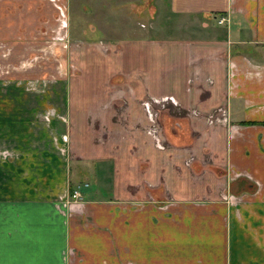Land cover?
<instances>
[{
    "label": "crops",
    "instance_id": "0c3cea01",
    "mask_svg": "<svg viewBox=\"0 0 264 264\" xmlns=\"http://www.w3.org/2000/svg\"><path fill=\"white\" fill-rule=\"evenodd\" d=\"M142 1L148 30L108 45L85 109L61 79L0 80V264H264V0ZM68 4L0 0V41L32 55ZM161 97L179 123L159 149Z\"/></svg>",
    "mask_w": 264,
    "mask_h": 264
},
{
    "label": "rangeland",
    "instance_id": "374dc122",
    "mask_svg": "<svg viewBox=\"0 0 264 264\" xmlns=\"http://www.w3.org/2000/svg\"><path fill=\"white\" fill-rule=\"evenodd\" d=\"M50 1L54 2V0ZM68 2L67 12L63 11L67 20L66 29L64 26V29H61V18L57 10V7L60 8V6L55 5L53 9L56 13V19H54L55 22L46 38L23 41L25 43L23 45H29V53L32 55L29 56L25 54L28 51H23L19 56L14 57L11 54L12 41H0V80L37 79L39 81L44 78L61 79L69 83V87L71 86L72 109L77 106L75 103L79 102V110H83L91 105L90 98L95 94L97 95V92H104L103 94L106 95L108 91L107 88H95L94 90L92 84L98 79L107 80L109 73L102 72L99 76L96 72L93 77L90 72L97 69L96 65L93 64H98V62L108 63V53L110 52L107 48L108 45L110 43H121L122 40H129L133 34H143L148 30L146 20L150 17L147 16L145 3L142 0H68ZM130 2H132V7H127ZM140 2L144 4L140 5ZM120 12L121 14H119ZM128 16H130L131 22H127L129 20ZM88 23L92 25L99 23L97 26L100 28L90 32L92 25H88ZM171 26L172 21H169L168 24L162 25L158 34L155 33L156 35L153 36L165 42L168 41L173 36V32L167 34L166 30ZM80 29H83L86 34L80 36ZM94 49H100L99 54L94 52ZM82 50H85V53L78 54ZM157 53L159 60V50H157ZM120 64L123 65V62H120ZM82 65H86L84 68L88 69L87 72H81ZM83 84H86L88 88L85 89ZM92 91L96 93L92 94ZM84 92L87 93L83 97L84 99H79L82 95H85ZM166 107L165 104L161 109H159V106L152 107L153 112L156 113L154 127L156 131H159V134L160 131H168V128L174 131V128H177V123H179V120L177 121L171 117L167 118ZM209 115L211 114L207 116ZM226 119L227 114L225 111V115L222 117L213 115L210 120H207V117L204 118V123L208 127L225 126ZM87 122L88 127H90L91 121L88 120ZM76 130L81 131V126H75L72 131ZM159 139L162 141L160 144H162L163 140L160 136ZM83 191L84 189L80 190L82 193Z\"/></svg>",
    "mask_w": 264,
    "mask_h": 264
},
{
    "label": "built area",
    "instance_id": "2783aa9c",
    "mask_svg": "<svg viewBox=\"0 0 264 264\" xmlns=\"http://www.w3.org/2000/svg\"><path fill=\"white\" fill-rule=\"evenodd\" d=\"M60 8L57 7V10L59 11L58 12L59 13V16L61 18V27L63 28V26H64V28H65V24L66 23H65V15L63 13L64 10L62 8L60 10ZM216 22H217L218 25H225V24H227V19L220 17V18L217 19ZM63 47L65 48V45ZM167 103L175 106V103L173 102V99L171 97H161V98H159V100H152V99H150L147 102L142 103V107L145 110V112L147 113V118H148V121L150 123V126H149V128H148L147 131H149L148 133H151L152 134L151 137H152V139L154 141V144L159 149H161V145H160V141L158 143V140L155 138L156 128L154 127V117L150 113V112H152L151 111V107H152L151 105L152 104H155V105H158L159 108H163L164 104L166 105ZM225 111H226V109L217 108L213 112L210 113L211 115L207 116V120H210L213 115L218 116V117L219 116L222 117V116L225 115ZM62 140H65V137L64 136L62 137ZM86 186H87L86 184H83L82 186L76 185L68 193V199L70 201H73V202L79 200L80 199V193H81L80 190H81V188H86Z\"/></svg>",
    "mask_w": 264,
    "mask_h": 264
}]
</instances>
